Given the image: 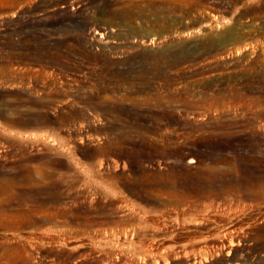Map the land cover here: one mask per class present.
Wrapping results in <instances>:
<instances>
[{
	"label": "rangeland",
	"instance_id": "374dc122",
	"mask_svg": "<svg viewBox=\"0 0 264 264\" xmlns=\"http://www.w3.org/2000/svg\"><path fill=\"white\" fill-rule=\"evenodd\" d=\"M0 264H264V0H0Z\"/></svg>",
	"mask_w": 264,
	"mask_h": 264
},
{
	"label": "bare ground",
	"instance_id": "6f19581e",
	"mask_svg": "<svg viewBox=\"0 0 264 264\" xmlns=\"http://www.w3.org/2000/svg\"><path fill=\"white\" fill-rule=\"evenodd\" d=\"M193 162V160H189L188 161V163H192ZM43 172L44 171H42V172H40L39 173V171H37L36 172V174H35V176H33V177H31V183L34 185V184H37L39 181H40V177H43ZM33 174V173H32ZM31 175V174H30ZM45 176H46V178H48V179H50L51 180V178H52V175L51 174H45ZM86 176H89V175H86ZM30 177V176H29ZM7 183V182H6ZM21 183H22V181H21ZM9 184H11L12 185V183H9ZM16 183H13V186H18V185H15ZM20 184V183H19ZM24 184V183H23ZM6 185V184H5ZM9 187V186H8ZM12 189V188H11ZM22 212V214H24V213H26L27 211H21Z\"/></svg>",
	"mask_w": 264,
	"mask_h": 264
}]
</instances>
